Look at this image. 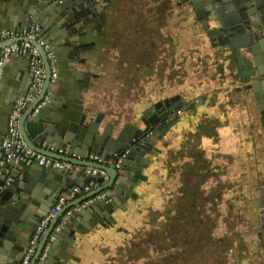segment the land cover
<instances>
[{
  "label": "crops",
  "instance_id": "1",
  "mask_svg": "<svg viewBox=\"0 0 264 264\" xmlns=\"http://www.w3.org/2000/svg\"><path fill=\"white\" fill-rule=\"evenodd\" d=\"M76 1L78 7L76 6L75 11H72L73 24L67 30L65 28L60 30V32L66 31L69 39H72L71 44L61 49L58 42H52L60 60L58 80L52 85L53 95L63 100L64 97L61 94L68 90V82L77 73H84L88 76L89 96L94 102L95 112L104 113L103 126L107 122H127L142 128L145 125L141 118L151 102H157L162 98L169 99L174 95L181 96L186 102L185 106L174 112L172 124L168 128H163L165 132H159L156 146L160 152L157 156L150 155L151 162L143 169L148 179L139 180L133 190L137 195L145 190L155 169L165 167L163 161L167 159L170 149L173 151L174 165L180 158L183 171H187L188 165L192 176L196 172L193 166L198 165L200 159L205 161L199 171H203L208 176L203 185L206 193L210 191L208 180L212 177H220L223 184H229V180H222V178L230 177V175L235 177L238 183L248 182L250 184L248 190L242 192L252 193L251 202L254 205L255 223L259 226L258 235L262 242L261 256L258 261L264 264V76L254 80L259 83L256 89L245 87L251 81H241V69L236 58L237 54H243L247 60L255 58L260 68L264 69V54L260 53L262 47L258 45L257 39L249 38L247 34L236 36L235 43L246 44L248 47L233 52L230 43L220 42L219 34L207 33L209 29L218 28L221 19L226 17L224 14L227 15L222 2L216 5L221 9L220 13L216 8L210 9L208 0H204L203 6L199 8L183 3L181 0H168L171 6L173 5L168 10V16L174 13L179 21L183 19L182 15L190 20L188 29L193 30L191 34L200 36L201 47L205 46L210 50L203 70H198V63L203 58L197 55L193 57L195 68L182 73L180 47L183 41L180 40V35L186 33V30L178 26V30L174 32L177 36H174L172 53L166 48V39L151 46L154 43L151 42L153 41L151 34L155 35L156 31L155 29L151 31L150 28L151 12L147 9L150 0ZM160 1L167 0H157L158 3ZM153 13L160 15L157 11ZM24 26L22 24L14 28L23 29ZM161 30L165 35L164 27ZM168 33H170L169 28ZM45 35L47 39L50 38L49 34ZM5 41L8 40L0 44ZM222 41L225 42L226 39L222 37ZM157 47L159 51L156 56ZM172 55L173 69L170 65ZM209 73L212 76H207ZM172 79L173 85L170 83ZM153 81L157 84L156 88L161 96L151 100L150 83ZM30 83L29 55H11L6 62L3 74L0 75V94L8 96L23 94L29 89ZM127 83L130 84V89H127ZM134 86H139L141 90L140 93L136 92V96L133 95ZM124 88L130 98L122 100L119 95L120 89ZM45 109L47 114L43 121L45 126H49L57 111L55 107H48V105ZM134 126H130L131 132L135 131ZM156 131H160L159 127ZM46 136L44 141H40V146L46 145L49 150L54 151L51 135ZM61 148L69 149L66 145ZM79 154L86 158L87 152L79 151ZM97 155L100 158L98 163L114 166L115 157L106 153ZM4 170H6L5 167L1 166L0 172ZM81 173L79 176L68 174L59 181L62 187H68L63 193L73 186L82 187L88 182L90 176L85 171ZM9 177L11 180L16 177L25 179V176L17 170H13ZM108 180L109 176L103 183ZM33 184H38L39 189L45 187L36 177L33 178ZM84 195L85 193H80L70 202ZM96 198L99 199V195L71 207L74 212L63 226L56 242L49 248L48 256L43 264L61 262L108 264L110 251L107 243L115 229L113 225L115 223L110 221L108 224L98 223L87 232L76 230L72 233L71 231L74 218L82 219L86 225L94 224L95 218L86 209H81ZM133 199V197L123 199L117 208H113L111 216L116 220L118 215L125 211L128 201ZM36 223L35 221L29 225L30 230L24 233L26 240ZM72 238L74 242H69ZM66 244L69 245L66 247Z\"/></svg>",
  "mask_w": 264,
  "mask_h": 264
},
{
  "label": "water",
  "instance_id": "2",
  "mask_svg": "<svg viewBox=\"0 0 264 264\" xmlns=\"http://www.w3.org/2000/svg\"><path fill=\"white\" fill-rule=\"evenodd\" d=\"M181 1L189 3L195 8L202 7L204 4V0ZM208 2L210 9L216 8L220 13L221 9L216 5L222 2L227 12V15L224 14L226 17L221 19L220 26L207 30L208 34H219L220 42L222 44L230 43L233 52L248 47L246 44L235 43L236 36L247 34L249 38L257 39L258 45L262 47L260 53L264 54V0H208ZM77 5L76 0H0V31L22 24L25 25L23 29H28L34 22H37L42 26L43 33L50 35L48 40L51 43L58 42L62 49L71 44L72 39H69L65 30L61 32L60 30L63 28L67 30L73 24L71 21L73 19L72 11H75ZM48 21L49 24H47ZM222 37L226 39L225 42L222 41ZM24 40L37 47L45 66V81L41 93L23 112L19 121V128L25 142L29 147L49 156L103 169L109 176L107 182L76 201L69 202L56 214L32 259L31 264H35L59 218L74 204L105 193L104 197L94 199L81 209H86L95 218L94 224L86 225L82 219L74 218L72 233L76 230L87 232L98 223L116 222L115 218L111 216V211L113 208H117L123 199L137 197V193L133 189L139 180L148 179V176L143 173V169L150 164V155L157 156L160 152L156 141L159 138V132L164 133V129L156 131L154 135H147V129L157 126L162 120V123L166 124L170 113L179 111L186 102L181 96H178V103L163 114L154 112V106L148 107L141 118L145 125L143 128L127 122H107L103 126L104 113L95 112L94 102L89 96L88 76L84 73H77L68 82V90L61 94L64 97L63 100H59L60 97L52 94V100L48 107H55L57 112L51 119L52 124L45 126L43 120L46 118L47 109L45 107L47 108V106L33 114L34 107L43 98L51 78L49 61L43 47L35 39L21 37L3 42L0 44V50L12 42ZM253 52H256L255 48H253ZM236 58L241 69V81L250 80L251 83L245 87L256 89L259 83L254 80L264 76V69L260 68L255 58L247 60L243 54H237ZM23 94L19 93L16 96L0 94V140L7 134L8 118L15 99ZM151 111L150 116L149 112ZM30 116L34 118H29ZM171 124L172 122L168 123V127ZM130 126L135 127L134 132L130 131ZM165 127L168 128L167 124ZM46 135H51L54 141V151L40 146V141H44ZM63 145L72 150L71 155L72 153L79 154V151H86V157L91 153H106V155L115 158L116 154L122 152H125V155L121 166L117 168L112 165L74 158L70 154H58L57 151ZM34 166L38 165L27 166L25 163H16L14 160H10L4 165L6 170L0 172V264L20 263L25 249L24 243L27 241L24 233L30 230L31 226L29 225L37 222L57 198L68 189V187H62L59 181L71 173L53 167ZM13 170L23 174L25 179L21 180L16 177L8 182L9 174ZM74 174L79 176L82 173ZM34 177L41 181L45 187L39 189L38 184L32 185ZM69 242H74L73 238ZM68 245L66 244V247Z\"/></svg>",
  "mask_w": 264,
  "mask_h": 264
},
{
  "label": "rangeland",
  "instance_id": "3",
  "mask_svg": "<svg viewBox=\"0 0 264 264\" xmlns=\"http://www.w3.org/2000/svg\"><path fill=\"white\" fill-rule=\"evenodd\" d=\"M172 6L168 0L165 5L163 1L158 3L157 0H150L149 8H147L151 12L150 24L156 25L159 18L161 19V17L153 15L152 12L157 11L163 14L164 22L162 25L166 30V48L170 49L171 53L174 36H177V33L174 34V32H176V29L178 30V26H182V30H186V33H181L180 35V40L183 41L180 47L182 52V73L195 68L193 57L197 55L203 58L198 63V70H203L205 59L209 57L210 50L206 49L205 46L201 47L200 36L197 37L191 34L193 30L188 29L191 24L190 20H187L182 15L181 18L183 19L179 21L178 18H175L174 13L168 16V10ZM144 7L143 9H145ZM168 28L170 33H168ZM172 57L173 55L170 58L171 69H173ZM207 76L210 77L212 75L209 73ZM121 83L125 84V82ZM170 83L173 85V79ZM153 85H155V88ZM156 86L157 84L154 81L150 83L151 100L161 96ZM130 87V84L127 83V89H130ZM136 92H141L139 86H134V96H136ZM152 93L155 94L153 95ZM127 94L128 92L125 88L120 89L119 96L122 100L130 98ZM166 157L167 159L163 161L165 167L155 169L151 180L147 182L145 190L139 192L133 200L128 201L125 211L118 215L115 224H113L115 229L110 234L111 236L107 243V248L110 251L108 264H143L148 259L147 256L143 255L145 239L148 232L157 225L162 229V248L161 252L156 249V252L152 251L151 254L155 256L158 254L162 259V264H169L166 256L169 253L176 255V264H260L258 260L261 256L262 242L258 235L259 226L255 223L254 205L251 202L252 193L248 191L242 192L248 190L250 184L248 182L238 183L232 175L222 178V180H229V184L221 183L220 177H212L208 180L210 198L209 203L206 202L205 205L207 208L205 210L206 214H197V218L209 217L211 220L210 224L215 227L211 231L212 235L218 239L217 247L219 245L224 248V245H226L224 240L226 238L236 240L232 246L233 248L227 253L220 249L219 253L223 257L225 254L224 260L220 262V257L217 256V251L214 247L215 243L212 241L208 240L207 244H202L204 241H200V247H196V240L207 239V237H204V231L200 232L199 235L191 234L190 232L194 231L192 226H190L188 233H184L182 229L177 227L176 243H173L174 245L171 244L173 241L170 240L169 234H167V229H169L167 221L172 214L176 215L178 213V208H175L172 212L168 210L171 206L178 207L181 202L182 176L185 175V172L183 171V163H181L180 158L176 160L177 163L175 165L174 161L169 162V160L173 159L172 149L169 150ZM204 194L208 193L205 192ZM135 243H138L136 248L138 249L137 252H140V255H137L140 256L139 258L130 257L131 246ZM151 246V249L154 250L153 245Z\"/></svg>",
  "mask_w": 264,
  "mask_h": 264
},
{
  "label": "built area",
  "instance_id": "4",
  "mask_svg": "<svg viewBox=\"0 0 264 264\" xmlns=\"http://www.w3.org/2000/svg\"><path fill=\"white\" fill-rule=\"evenodd\" d=\"M27 37L35 39L46 53V57L49 61L51 78L50 84L45 92L43 98L34 107L33 114L38 113L42 108L47 106L52 100V85H54L60 72V60L55 52L53 44L47 39L46 35L42 31V26L34 22L28 29L18 28H4L0 31V42L4 40H10L15 38ZM13 54H28L30 58V76L31 83L29 89L20 97H18L13 104L11 113L8 118L7 134L2 140H0V165H4L14 160L16 163L22 162L27 165H39L44 167H53L67 171L74 174L77 172L85 171L90 176V179L82 187L73 186L66 193H62L50 209L37 221L34 230L31 232L26 244L25 249L19 264H31L33 257L37 252V248L40 241L49 228L51 222L55 218L56 214L71 200L77 197L80 193H88L94 188L103 184L108 174L105 170L95 168L92 166H86L77 164L71 161L62 160L53 156H49L40 151H37L27 145L25 142L20 128L19 121L23 112L32 104V102L41 93L44 81H45V66L39 50L36 46L29 41H16L5 46L0 50V75L3 74L7 60ZM153 129L147 132V135H151ZM44 149L49 150L46 145L41 146ZM58 154H70V156L78 159L88 160L91 162H97L100 160L97 154H89L86 158L80 156V154L72 153L69 149L60 148L57 151ZM125 152L116 154V160L114 166L119 168L122 164ZM98 163V162H97ZM11 181V177H8V182ZM105 193L99 194V197H104ZM94 200V199H92ZM73 209L69 208L65 211L63 218L56 224L52 230L49 238L44 246L43 251L39 255L35 264H43L46 260L49 252V248L58 238L63 226L69 221L73 214Z\"/></svg>",
  "mask_w": 264,
  "mask_h": 264
},
{
  "label": "trees",
  "instance_id": "5",
  "mask_svg": "<svg viewBox=\"0 0 264 264\" xmlns=\"http://www.w3.org/2000/svg\"><path fill=\"white\" fill-rule=\"evenodd\" d=\"M165 5V2H163ZM162 6V5H161ZM160 8V4H159ZM169 162H173V159L169 160ZM205 164V161L200 159L198 162V165L195 164L193 166V169H196V172L194 173V176L190 175L189 167L188 165L186 166V172L185 175L182 176V182L183 186L181 189L182 195H181V202L179 203L178 207L171 206L169 208V212H172L175 210V208H178V213L172 214L167 221V224L169 226V229H167V234L170 240L173 242L171 243H176V229L179 227L180 229L183 230L184 233H188L190 231V226L194 227V231L190 232L191 234H197L199 235L200 232L204 231L205 235L204 237H207V239H202V240H196V247H200V241H204L202 244L206 243L207 241H212L215 243V249L217 251V256L220 257V262L224 260V257L222 256L221 253H219L220 249L224 251V253H227L230 251L233 247V244H235V239H228L226 238L224 241L226 245H224V248L222 246L217 247L216 243L218 239L214 238L212 235V229L215 228L213 224L211 223V220L209 217L207 218H197V214H203L205 213V210L207 209L205 207L206 202L209 203V198L210 195L204 194L205 190L203 189L204 183L207 181V177L203 171L200 172L199 170L201 169V165ZM197 167V168H196ZM197 208V211H196ZM206 214V213H205ZM203 236V234H201ZM187 237V236H186ZM162 238V229L160 228L159 225H157L155 228H152L145 239V245L143 249V255L147 256V260L143 264H162V259L159 257L157 254L152 255L151 252L156 249H159L158 252H161V239ZM199 238V237H198ZM201 239V238H200ZM208 241V242H209ZM222 241V240H221ZM154 250H152V246ZM138 246V243H135L131 246L130 250V257L131 258H139L140 252H137L138 249L136 248ZM219 249V250H218ZM219 253V254H218ZM167 256V261L169 264H176V255L174 253H169L166 255ZM183 261V260H182ZM179 262V261H178ZM182 263V262H181Z\"/></svg>",
  "mask_w": 264,
  "mask_h": 264
},
{
  "label": "flooded vegetation",
  "instance_id": "6",
  "mask_svg": "<svg viewBox=\"0 0 264 264\" xmlns=\"http://www.w3.org/2000/svg\"><path fill=\"white\" fill-rule=\"evenodd\" d=\"M162 5V4H161ZM153 15H155V16H158V17H161V19L159 18V20L157 21V24L156 25H151V31L153 30V29H155V31L156 32H154V33H156L155 35H153V34H151V40H153V41H151V42H154L151 46H153V45H155V43H160V42H163V40H165V35L162 33V30H161V28L163 27V25H162V23L164 22V20H163V14H161L160 13V15H156V13H153ZM161 30V31H160ZM152 35L154 36L153 37V39H152ZM157 46V45H156ZM159 50H158V47L156 48V50H155V54H156V56L158 55L157 54V52H158ZM154 52V51H153ZM178 103V96H172L171 98H169V99H164V98H162V99H160L159 101H157V102H151V104L148 106V107H150V106H154L155 107V109H154V112L156 111V112H158L159 111V113L160 114H163V113H165L166 111H168L169 109H172L173 108V106L175 105V104H177ZM176 112V111H175ZM149 114H150V116H151V114H152V111L151 112H149ZM175 113L174 112H171L170 113V115H169V117H168V119H166L167 120V122H165L166 124H167V127H168V123H171L173 120V115H174ZM163 122V120L157 125V126H153V127H151V128H148L147 129V132L149 131V130H151V129H153V133L151 134V135H154L155 134V132H156V127H159V130H161V129H163L164 127H165V125L166 124H163L162 123ZM264 231V230H263ZM263 235H264V233H263ZM263 242H264V240H263ZM264 244V243H263Z\"/></svg>",
  "mask_w": 264,
  "mask_h": 264
}]
</instances>
